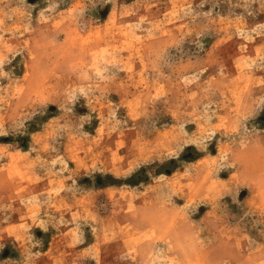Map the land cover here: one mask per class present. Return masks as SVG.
Listing matches in <instances>:
<instances>
[{
  "label": "rangeland",
  "instance_id": "1",
  "mask_svg": "<svg viewBox=\"0 0 264 264\" xmlns=\"http://www.w3.org/2000/svg\"><path fill=\"white\" fill-rule=\"evenodd\" d=\"M0 264H264V0H0Z\"/></svg>",
  "mask_w": 264,
  "mask_h": 264
}]
</instances>
